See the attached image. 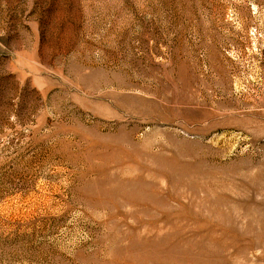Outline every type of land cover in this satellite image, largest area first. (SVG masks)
I'll return each mask as SVG.
<instances>
[{"label": "rangeland", "instance_id": "1", "mask_svg": "<svg viewBox=\"0 0 264 264\" xmlns=\"http://www.w3.org/2000/svg\"><path fill=\"white\" fill-rule=\"evenodd\" d=\"M0 264H264V0H0Z\"/></svg>", "mask_w": 264, "mask_h": 264}]
</instances>
